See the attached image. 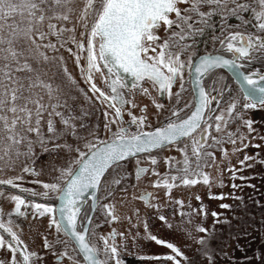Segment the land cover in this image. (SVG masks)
I'll return each instance as SVG.
<instances>
[{
	"label": "snow or ice",
	"instance_id": "snow-or-ice-1",
	"mask_svg": "<svg viewBox=\"0 0 264 264\" xmlns=\"http://www.w3.org/2000/svg\"><path fill=\"white\" fill-rule=\"evenodd\" d=\"M62 50L83 84L69 72ZM262 69L264 0H0V197L12 205L0 206V264H47L42 250L55 264H122L119 248L128 236L98 231L100 223L120 219L114 193L127 196L129 184L135 189L145 173L157 177L151 183L163 186L165 196L177 182L194 185L202 178L207 184L202 170L211 166L215 150L226 155L229 143L235 152L237 140L245 146L244 134L237 136L239 124L251 131L243 110L264 107ZM150 88L161 100L168 97L167 107L151 101L155 124L147 106L134 99V93L150 96ZM101 112L102 122L94 118ZM165 148H175L180 158L164 156L167 167L160 173L155 165ZM41 153L49 158L43 167L50 178L36 180L43 189L37 191L20 181L37 173ZM253 158L244 155L238 163L249 167L245 161ZM142 159L151 162L150 172ZM5 170L16 174L3 178ZM133 198L161 207L148 191ZM200 208L205 215L204 205ZM180 215L181 230L198 245L196 260L151 235L171 250L162 259L216 264L223 249L214 242V229L196 223L205 235L193 238L184 227L192 225V217L182 207ZM36 218H45L35 231L39 247L22 238L25 227L34 230ZM159 219L168 223L163 214ZM144 228L147 232L146 222ZM132 240L135 246L136 237Z\"/></svg>",
	"mask_w": 264,
	"mask_h": 264
},
{
	"label": "rangeland",
	"instance_id": "rangeland-1",
	"mask_svg": "<svg viewBox=\"0 0 264 264\" xmlns=\"http://www.w3.org/2000/svg\"><path fill=\"white\" fill-rule=\"evenodd\" d=\"M62 53L66 57L69 72L83 84L82 78L79 76V69L75 67L73 60L67 59L69 54L66 50H62ZM49 75H51L50 72ZM244 117L251 120V131L246 125L239 124L237 136L240 133L244 134L243 144L245 146H241L240 140H237L235 147L238 150L233 152V145L225 143L226 155H222L220 150L216 149L215 159L208 158V164L211 166H205L202 170L209 176L207 184L203 182L202 178L198 179L194 185H181L178 183V186L176 184L170 190L169 195L165 196L166 189L163 186L153 185L151 181L154 180L155 175L148 173L145 179L135 182V189L132 188L131 184L128 186L127 196H121L119 191L114 194L117 201V214L120 219L103 225L101 234H106L112 229H115L117 233L123 231L128 236V240L121 246L124 249H128L130 243L133 244L132 236H135L134 250L137 256L147 259L150 264H171V262L162 259L163 254L169 253L171 250L166 245L151 240V235L175 243L188 257L196 260L194 250L198 245L195 239H189L181 230L182 217L180 209L182 207L184 212L192 217V225L185 224L184 227L191 228L193 238L197 235H205V233L196 231L194 227L196 223L202 222L204 227L214 229V242L218 243L219 247L223 249V252L217 255L216 264H264V257L259 255L264 252V162H262L264 161V107L257 106L256 108L244 110ZM94 118L102 122V112ZM235 127H237V124L233 128ZM37 151L39 150L37 149ZM168 155H176L177 159L180 158L177 151L167 150L158 154V161ZM244 155L254 157L245 161V165H250L249 167L241 166L238 163V160L243 159ZM48 160L46 154L41 153L38 155L35 165L38 176L25 174L24 180L20 183L25 187L42 191V185L36 184L35 181L49 180V171L43 167ZM230 165L233 167H230ZM157 167L158 171L162 173L161 165ZM233 168L237 172L235 178L232 176ZM18 171L19 168L17 167L16 172ZM14 174L16 173L5 170L3 178ZM233 184L237 187L233 188ZM8 190L6 189V192H9ZM141 191H150L154 194L155 199L152 203H159L161 207L158 210L148 208L140 199H134L133 195L138 197ZM221 192L229 195L222 198L209 195V193ZM233 192L241 199H235L231 195ZM197 196L200 197L199 200ZM120 199L124 200L123 205L119 203ZM177 199L184 201V204L178 206L175 203ZM201 204L204 205V212L206 213L203 216L201 215ZM222 204H229L231 207L223 208L221 207ZM136 209H139L138 215ZM213 211L220 215L213 217ZM160 214L165 215L168 223L159 219ZM126 217H131V220ZM225 218L230 223H224ZM145 222L148 224L147 232L144 228ZM130 224L136 225V228H131ZM169 224L171 227L168 226ZM137 232L139 235H136ZM230 233L235 234L234 238H228ZM180 259L183 264V259Z\"/></svg>",
	"mask_w": 264,
	"mask_h": 264
},
{
	"label": "flooded vegetation",
	"instance_id": "flooded-vegetation-1",
	"mask_svg": "<svg viewBox=\"0 0 264 264\" xmlns=\"http://www.w3.org/2000/svg\"><path fill=\"white\" fill-rule=\"evenodd\" d=\"M254 66L255 67H261L259 64L254 65ZM220 71H224V70H220ZM225 75L227 76L228 74L225 72ZM97 82L99 83L98 77H97ZM235 88H236V85L233 84V89L235 90ZM150 93H151L150 96H145V95H142V94H139V93H134V99L136 101H139L140 103H143L144 105L147 106L148 119L153 124H155L156 123V120H155V118H154V116L152 114L155 113L157 110H156L155 106L152 104L151 101H152V99H156L158 102L165 103V106L167 107L168 97L165 96L163 98V100H161V98H160L159 94L156 92V90L155 89H151V88H150ZM189 98H190L189 95L186 94L184 96V101L186 102ZM242 103H243V100H242ZM133 112L138 114V108L137 109H133ZM243 113H244V110H243ZM127 119H128V117H127V114L125 113V120H127ZM234 125L235 124H233L232 127H234ZM167 150L177 151L175 148H165L161 152H159V154L164 153ZM153 154H157V153L154 152ZM174 156L176 157V155H174ZM134 162L135 161L133 159V163ZM140 163H141V165H146L149 168V172H150L151 168L153 167L151 165V162L148 161V160H146V159H142L140 161ZM159 165H161V168L163 170L162 173H164L167 166H166V164H165V162H164L163 159H161L160 161H158L157 164L155 165V167L158 168L157 166H159ZM133 172H134V169H133ZM147 174L148 173L143 174L141 176V178L138 181H135V182L142 181L143 179L146 178ZM33 176H36L37 177L38 175L36 173ZM156 178L157 177L155 176L153 179L155 180ZM176 184L178 186V182ZM5 188L6 189H9L8 191H10V192H14L16 194H20L19 193V190L12 189L11 186H5ZM148 192H150V191H148ZM152 195L154 196V194H152ZM35 199H37L38 201H43L44 198L35 197ZM89 203H90V198H89ZM143 204H144V202H143ZM0 206H3L5 209H10L12 205H11V202L10 201L3 200V198L0 197ZM19 219H23V218H19ZM32 223L34 225V230L30 232V230L27 227H25L22 238L26 239V241L29 242L30 244H33V242H34V246L35 247H39L42 242H41V238L39 236H36L35 235V231H38L40 228H42L44 226V224H45V218H36V219H34L32 221ZM105 224H107V223H100L99 229H98V231L100 233L103 230V227L102 226L103 225L105 226ZM30 235L33 237L32 240H28V237ZM116 239H117V241H119L120 237L117 236ZM127 248L128 249H124L122 247L119 248L120 259H121L122 264H150V262L147 259L141 258V257L137 256V254H136V252L134 250L133 244L130 243ZM42 251H44L46 253V256L44 257V259L47 261V264H55L54 258H49V255L50 254H47V250H42ZM2 257H3V252L0 251V258H2Z\"/></svg>",
	"mask_w": 264,
	"mask_h": 264
}]
</instances>
